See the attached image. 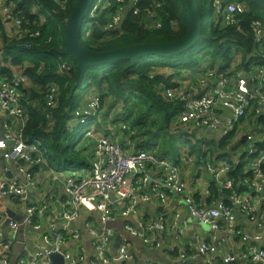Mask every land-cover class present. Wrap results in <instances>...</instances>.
Returning a JSON list of instances; mask_svg holds the SVG:
<instances>
[{"label":"built area","instance_id":"obj_1","mask_svg":"<svg viewBox=\"0 0 264 264\" xmlns=\"http://www.w3.org/2000/svg\"><path fill=\"white\" fill-rule=\"evenodd\" d=\"M123 3V0H118ZM137 1H134V6ZM215 11L213 22L224 25H235V16L244 12V0H212ZM134 6H132L134 8ZM98 6L91 7L88 17L93 16ZM130 8V9H133ZM13 7L7 0H0V17L6 28L17 29V35L25 36L18 32L22 26V19L14 17ZM134 14H138L134 8ZM87 17V18H88ZM148 17L153 19V12H148ZM121 18L114 17L108 25L109 28H118ZM145 25L147 29H159L161 24L156 21ZM17 26L18 28L14 27ZM255 45L262 53L264 59V29L259 22L252 24ZM26 49L31 48L25 46ZM264 62V61H263ZM233 68V67H232ZM170 73L169 70H165ZM184 75V74H183ZM264 65L249 70L233 71L217 74L209 72L199 79H192L187 74L179 80H172L171 86L162 87L161 95L168 101L174 102L178 110L171 124L173 133L182 134L186 140L193 141L194 133L187 129L194 125L200 131L212 132L216 135L218 143L232 145L223 152L226 156L225 163L216 165L207 164L205 171L210 180L221 190V195H228L227 202L219 201L209 207L203 208L194 196H191L190 185L183 179L182 171L196 168L204 159L210 161L207 154L216 149H208V140L204 137L207 154L181 157L179 161L170 163L155 155V149L150 151L134 150V145L126 140L125 145L119 139L109 135L87 132V140L93 141V158L84 168L86 173L73 171L68 175L55 174L53 182L62 186V192L67 199L70 210H63L57 220H51L45 230H40V225H35L34 230L38 235V248L30 260L20 258L17 264H50V257L54 254H63L65 264H79L83 260L82 254H73L62 250L63 245L70 239L78 240L79 231L69 228L78 215V210L88 214H98L99 221L104 227L117 217L128 218L137 214L135 192L148 187L149 193L140 196L144 204H156L158 209L164 210L168 201L178 200L185 206L192 218L201 225H207L212 233L225 230L227 240L232 243L229 254L214 259L210 256L212 247L208 242L201 241L195 248L199 257L204 258L203 264H264ZM179 85H177V83ZM29 80L23 74L12 78L11 82L0 75V110L8 117L17 121V132L3 134L0 138V152L2 159L10 164L25 163L31 167L47 164L43 151L38 147L33 148L23 140V128L26 123L27 113L21 107V90ZM45 96L46 107L52 111L58 107L57 89L49 85ZM101 108L99 96H92L88 103L79 107L73 113L77 124L86 125L91 117H96ZM263 120L254 124V132L247 133L241 139L238 132L239 126L251 113H259ZM175 121L177 123H175ZM125 130V126L120 127ZM233 144L234 141H236ZM9 145V146H8ZM39 149V150H38ZM35 153V155H32ZM151 167L157 168L154 175H149ZM50 169V168H49ZM247 170L249 172H247ZM51 172H53L50 169ZM233 171V172H232ZM243 171V172H241ZM53 174V173H52ZM223 174L225 180L219 176ZM197 176V174H196ZM26 179L30 180L29 173ZM0 193L12 200H17L25 211L24 224L28 225L39 219L46 211L45 206L38 210L29 206L27 190L17 183H7ZM235 212L246 217L252 229L240 231L236 223ZM161 215V214H160ZM163 216V215H162ZM158 222L140 223L137 227H126V232L135 239L141 240L143 245L151 250H162V236L166 232L162 218ZM8 228L15 233L20 226L9 220ZM177 231V228H173ZM255 229V230H253ZM111 230L103 228L94 232L92 243V257L94 262L89 264H132L134 256L131 255L127 241L119 238L114 243ZM0 229V264H9L7 253L10 243L2 239ZM234 240H238L236 243ZM117 244H119L117 246ZM113 248L115 256H110L109 249ZM173 252V251H172ZM87 260V259H86ZM181 264H189L190 257L181 252L178 256ZM144 264H159L152 259H145Z\"/></svg>","mask_w":264,"mask_h":264},{"label":"trees","instance_id":"obj_2","mask_svg":"<svg viewBox=\"0 0 264 264\" xmlns=\"http://www.w3.org/2000/svg\"><path fill=\"white\" fill-rule=\"evenodd\" d=\"M77 1L7 0L13 7V20L14 17L22 19L18 32L25 36L21 40L9 39L10 34L0 17V75L10 83L13 77L9 67H22L23 75L29 80L21 90V107L27 113L23 140L27 144L39 142L44 159L55 169L74 163L80 153L87 158V161L82 158L81 167L89 164L91 144L86 139L80 149L76 148L77 126L71 122V112L78 105L84 88L94 89L101 98L102 108L113 99L118 111L111 124L121 122L125 126L121 134L134 142L135 150L156 148L160 141L162 145L157 151L175 152L178 136L173 133L171 124L178 106L161 95L162 87L171 86V78L156 70L194 69L210 64L218 65V72L225 73L236 63L248 68L257 55L253 22H259L264 29V0H244V12L235 16V25L214 23L212 0H197L202 31L200 41L192 50L172 58H141L132 67L129 61H120L87 68L82 81L76 85V64L62 55V51L63 25ZM134 1H137L135 6ZM96 5L98 7L93 16L85 20L80 34L83 45L92 52L134 44L172 42L187 30L183 0H123V3L95 0L93 6ZM132 6L138 14H134ZM149 11L155 15L153 19L148 17ZM114 17L121 18L116 29L108 26ZM151 21L159 22L161 27L147 29L145 25L149 26ZM51 84L56 87L58 96V107L52 111L45 104ZM97 128L108 135L107 123Z\"/></svg>","mask_w":264,"mask_h":264},{"label":"crops","instance_id":"obj_3","mask_svg":"<svg viewBox=\"0 0 264 264\" xmlns=\"http://www.w3.org/2000/svg\"><path fill=\"white\" fill-rule=\"evenodd\" d=\"M9 34H15L17 35V29H13L12 31H8ZM1 50V45H0ZM1 52V51H0ZM256 57L255 61L251 62L248 66V68H243L241 66H238L239 63H236L232 70L238 71V70H249L254 68H259L261 65H264V62L261 61L262 53L259 51L258 47L256 46ZM261 58V59H260ZM0 60H2L1 54H0ZM206 67L202 72H198L196 78L199 79L206 75L209 72H214L217 74L219 73V66L218 65H210L205 64ZM203 66V65H202ZM9 69L11 70L12 77L23 74L24 69L16 68L13 66H10ZM165 70H156L157 73L160 74H167L171 79L174 75L173 70H169L170 73L166 72ZM197 71V69L194 70H186L184 71V75L186 76V72H193ZM226 73V72H225ZM189 74V73H187ZM192 73H190L191 75ZM224 74V73H223ZM264 82V81H263ZM180 82L177 83L179 85ZM83 92H86L85 96L84 94H81V99L79 101L80 106H84L87 101L92 97L96 96V92L93 88L84 90ZM4 113V112H3ZM2 113V114H3ZM104 111L102 113V117L100 116L97 120V123H92L90 126L93 128L94 132L104 135L100 129L97 128L98 124H102L104 122H108L107 119L104 118ZM110 120H112L113 116L112 113L109 112ZM263 120V116L259 113H251L250 116L243 121L241 126L242 131L245 132H236L238 136L241 139H244L247 133H253L254 132V124L259 123ZM51 121V120H50ZM72 123H74L72 121ZM175 123H177L175 121ZM264 124V123H263ZM108 135L114 137L115 139H119L120 144L125 145L126 140H129L134 145L135 150V144L130 139L125 138L123 136H116V133H110L111 131H114V125L108 122ZM18 123L15 119L8 117L5 113L3 115H0V138L2 134H13L17 132ZM187 131H191L194 133L193 141L190 140L192 143L190 146H188L185 150L178 152V160L183 157H191V156H197L200 154H207L206 149L201 148L199 145H205V141L203 140L204 137H207L208 140H212L210 142H207V148L208 149H216L215 151L210 152L207 154L209 158V162L207 159H204L202 164H198L196 168H188L186 172L182 171L183 179L189 183L190 185V194L191 196H194L196 198V201L205 207L212 206L214 204H217L219 201L221 202H227L228 201V195L223 194L221 195V190L219 187L214 183L213 180H210L208 172L205 171V167L207 164H213L216 165V162L218 161L220 164L225 163L226 156L223 152L227 151L228 147L231 148L232 145L228 143V147L224 143H217L216 135L212 132H203L200 131L196 126L191 125ZM106 135V134H105ZM88 138L84 136V139ZM179 138V136H178ZM183 137H181L182 139ZM239 138L233 142H237ZM90 143V149L88 153V160L91 162L93 158V146L94 142L88 141ZM221 144H224L223 147H220ZM33 145V148H39L40 149V143L35 142ZM9 146V145H8ZM159 147L153 148L155 149V155L159 154V150L157 151ZM38 149V150H39ZM160 149V148H159ZM41 150V149H40ZM42 151V150H41ZM137 151V150H135ZM32 155H35L33 153ZM163 155V154H160ZM164 159V158H162ZM166 160V159H164ZM167 161V160H166ZM175 161V162H177ZM88 165V164H87ZM87 165L84 167H81L80 169L76 170L77 172L81 171V173H86V169H84ZM53 171L51 172L50 169ZM49 168L46 166V164L41 166H29L26 165L23 162L13 164V163H6L1 156L0 152V191L3 186H5L8 182L9 183H17L21 186H24L27 190V202L29 206L34 207L35 210H39L41 206L46 207V211L40 216V218L37 220L35 219L34 222H31V224H24L23 221L26 218L25 217V211L23 206L17 201L12 200L9 197H5L0 193V229L2 231V239L4 241H8L10 243V250L7 253V258L9 260V264H17L18 260L20 258H24L26 260H30L33 255L37 251V240L38 235L37 231L34 230L35 225H40V230H45L47 228L48 223L53 219L57 220L61 212L65 210H70V207L67 205V199L62 192V186L55 185L53 182V176L55 174L58 175H68L72 172L66 171V170H60L52 168L49 166ZM157 172V168L151 167L148 170L149 175H154ZM243 172V171H241ZM247 172H249L247 170ZM26 173H29L30 180L26 179ZM53 173V174H52ZM197 174V176H196ZM219 179L221 181L225 180V176L221 174L219 176ZM149 193V188H143L138 192H135L134 198L137 204V214L135 216H130L128 218H121L117 217L115 219V223L118 220H122L121 229H117L115 232H112L111 228H107V226L104 227L100 223L99 215L98 214H88L83 210H78L77 218L74 222H72L69 226V228L74 229L76 228L79 233L80 237L78 240H68L62 247V250L64 253L69 252L73 254H82L83 260L79 264H89V261L92 263L94 262L92 257L93 251H92V243L94 237V232L101 231L103 228L111 230L112 234V240H114V243L119 238H122L123 241H127V245L130 249L131 255L134 256V261L132 264H144L145 259H152L153 262H157L159 264H181L178 260V256L181 252H185L190 257L189 264H203L204 258L199 257L197 254V251L195 250L196 246L201 242L205 241L208 242L212 247V252L210 253V256L214 259L221 258L222 256H225L229 254L232 243H230L227 240L226 232L225 230L220 233H212L209 230V227H204L203 225L199 224L197 220L192 218L190 214L188 213L187 209L184 205H182L178 200H170L166 204V208L164 210L158 209L156 204H144L140 200V196L144 194ZM10 210L13 212L16 216L22 217V223L18 227L17 231L15 233L11 232L8 228L9 219L7 216V211ZM161 214V215H160ZM163 215V216H162ZM236 215V223L237 227L240 231H250L252 229L251 225L248 223L246 217L242 216L239 212H235ZM158 217L162 218L163 226L166 229V232L162 236V250H151L146 248L141 240L132 238L130 240H126L124 237V234H128L126 232V227H137L140 223L150 224L158 222ZM14 221V220H13ZM16 222V221H14ZM17 223V222H16ZM18 224V223H17ZM173 228H177V231ZM255 230V229H253ZM94 231V232H93ZM236 243H239L238 240H234ZM173 251V252H172ZM110 256H115L116 252L111 247L109 249ZM87 259V260H86Z\"/></svg>","mask_w":264,"mask_h":264},{"label":"water","instance_id":"obj_4","mask_svg":"<svg viewBox=\"0 0 264 264\" xmlns=\"http://www.w3.org/2000/svg\"><path fill=\"white\" fill-rule=\"evenodd\" d=\"M94 1L78 0L69 19L63 25L64 50L62 55L69 57L76 64V85L82 81L87 68L114 64L120 61H129L130 67H132L136 65L139 59L145 57L172 58L180 56L192 50L201 39L202 18L198 2L197 0H183L187 30L180 39L166 43L134 44L103 52H92L83 45L80 34ZM6 213L9 220H14L19 225L22 223L21 216L14 215L10 210ZM50 262V264H65L63 254L52 255Z\"/></svg>","mask_w":264,"mask_h":264},{"label":"rangeland","instance_id":"obj_5","mask_svg":"<svg viewBox=\"0 0 264 264\" xmlns=\"http://www.w3.org/2000/svg\"><path fill=\"white\" fill-rule=\"evenodd\" d=\"M157 4V3H156ZM27 24V22H26ZM15 28H18L17 26L14 25ZM11 28H6V30H11ZM89 36V34H88ZM22 36H18V35H15V34H10L9 35V39L10 40H13V39H17V40H21ZM0 45H1V39H0ZM261 61H264V59L262 58ZM22 68V67H20ZM192 79L195 80L196 79V76H197V72H192ZM184 77L183 75V68H177L174 72V75L172 77V80H175V81H179L181 80L182 78ZM86 88H84L81 92V94L85 96L86 92H83ZM80 94V95H81ZM113 99H109L108 100V104H106V106L104 107V118L108 120L109 123H111L113 120H114V116L116 114V112L118 111V108L116 109L115 106H113ZM109 108V109H108ZM109 112H112V116H113V119L110 120V116H109ZM3 111L0 110V115H3L2 114ZM108 122H104V123H100L99 126H102L104 124H108ZM121 122L119 123H115L114 124V131H111L110 133H116L117 135L116 136H122L121 132L122 130L119 129V127H121ZM75 132H76V135H75V142H76V148L77 149H80L83 145H84V141L82 142H78L79 140H82L84 138V134H85V127H77L75 129ZM118 136V137H119ZM86 140V139H84ZM176 141H177V145H176V151L175 152H169V153H163V150H160L159 151V154H157V157L158 158H164L166 159L168 162L170 163H173L175 161L178 160V152L180 151H183L185 150L188 146H190L192 143L188 140H186V138H178L176 137ZM162 145V142H158L156 144V146H158L159 148L161 147ZM160 154H163V155H160ZM78 159L74 162V163H70V164H66V165H62L60 167V170H66V171H69V172H73V171H76L79 169V167H81L82 165V158H84L85 161H87V158L85 155L81 154L78 155L77 157ZM89 161V160H88ZM115 221H110L106 224L107 228H111L112 232H115L117 229H121V225H122V220H118L116 222V224H114ZM204 227H208L207 225H203ZM124 237L126 238V240H130L131 237L129 234H124Z\"/></svg>","mask_w":264,"mask_h":264},{"label":"clouds","instance_id":"obj_6","mask_svg":"<svg viewBox=\"0 0 264 264\" xmlns=\"http://www.w3.org/2000/svg\"><path fill=\"white\" fill-rule=\"evenodd\" d=\"M205 67H206V65L205 64H203V66L201 65V66H199V67H197V68H194V69H197V71H193V72H202L204 69H205ZM194 69H184L183 68V73H184V71H186V70H194ZM186 73H192V72H186ZM96 96H98V95H96ZM100 97V96H99ZM101 99V98H100ZM89 101V100H88ZM88 101H87V103H88ZM86 103V104H87ZM85 104V105H86ZM79 107H81L80 105H79V103H78V105L72 110V112H71V122L73 121L74 123L73 124H75L77 127H85V134H84V136L85 137H87V135H86V133L87 132H94V130H93V128L90 126L92 123H95V125L97 124V123H99V122H97V120H98V118L101 116L102 117V113H103V111H104V108H100V111H99V114L96 116V117H91V118H89L88 119V121H87V123H86V125H80V124H77L76 122H75V120L73 119V113H74V111L75 110H77ZM99 125V124H98ZM94 133H96V132H94ZM85 139H88V138H85ZM82 141H84V138L82 139ZM152 148H150V150H151ZM150 150H145V151H150ZM81 167H79V169H80Z\"/></svg>","mask_w":264,"mask_h":264}]
</instances>
